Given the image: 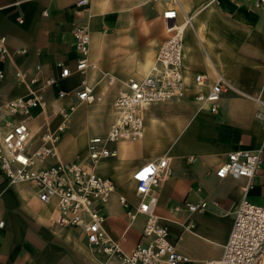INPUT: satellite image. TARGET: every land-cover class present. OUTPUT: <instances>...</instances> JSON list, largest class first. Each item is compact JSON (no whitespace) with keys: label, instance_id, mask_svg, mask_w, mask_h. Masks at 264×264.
Masks as SVG:
<instances>
[{"label":"crops","instance_id":"crops-1","mask_svg":"<svg viewBox=\"0 0 264 264\" xmlns=\"http://www.w3.org/2000/svg\"><path fill=\"white\" fill-rule=\"evenodd\" d=\"M134 1L88 0L85 6L76 7L77 0H0V34L6 35L9 48L8 56L0 62L5 73L0 79V137L5 120L23 119L34 135L33 147L38 146L43 127L55 128L60 122L56 108L74 101L70 95L59 98L57 92H70L84 81L95 87L101 100L82 103L70 114L71 125L67 122L68 128L60 133L57 152L62 161L87 164L89 138L104 135L114 118L113 101L120 80L144 76L167 35L161 16L163 1L137 0L140 5ZM179 2L177 21L183 23L190 16L182 41L185 95L148 105L142 137L118 141L117 156L97 161L96 171L113 181L124 168L122 174L130 182L114 183L115 191L102 209L108 234L128 252L143 241L140 235L146 219L139 214L130 221L126 214V209H133L138 202L131 172L144 161L167 155L171 173L155 188L156 213L168 225L177 250L188 258L180 264H205L220 258L248 182V200L264 205V124L256 117L257 103L252 97L226 93L212 113L207 105L197 103L195 95L206 92L220 72L243 92L264 98V8L257 7L254 0ZM140 16L141 26L149 19L165 30L156 49L155 37L146 47L142 44L135 26ZM76 24L89 27V60L93 65L84 73L60 78L57 61L74 67L72 29ZM19 48L25 52H16ZM150 50L153 54H148ZM37 64L40 78L56 79L44 92V109L34 107L29 115L9 113L6 102L26 92L24 86L16 84L14 71L19 68L32 74ZM104 73L114 75L116 81L108 84ZM196 74L205 76L204 84L195 82ZM66 81L71 84L64 85ZM102 120L103 129L90 133L89 126L96 128ZM172 131L174 136H165ZM79 136L81 145L74 153ZM238 149L260 150L262 161L252 178L217 177L218 165L227 153ZM120 195L127 199V206L120 203ZM186 201L206 204L190 210ZM56 214L54 200L42 203L32 183H11L0 170V264H119L116 256L91 248L78 227L55 224Z\"/></svg>","mask_w":264,"mask_h":264},{"label":"built area","instance_id":"built-area-1","mask_svg":"<svg viewBox=\"0 0 264 264\" xmlns=\"http://www.w3.org/2000/svg\"><path fill=\"white\" fill-rule=\"evenodd\" d=\"M163 1L162 19L167 27V35L158 46L155 59L149 71L142 77L129 76L120 80V88L113 101L114 118L104 135L89 138L87 164L62 161L57 152L62 125H67L70 114L82 103L101 100L93 85L84 81L80 86L67 92L59 90V98L70 95L74 101L67 107L58 106L56 113L60 122L55 128L48 124L40 134V144L33 147V133L27 123L5 120L4 132L0 137V170L11 183L30 182L42 203L55 201L56 217L54 223L59 226L78 227L91 248L116 256L119 264H180L188 258L179 252L169 234L167 224L161 222L156 213L157 197L155 188L170 173L169 157L162 155L137 165L131 172L137 205L126 209L130 221L137 215H145L141 238L134 247L126 252L119 240L111 237L106 228V216L103 206L115 191L114 182L96 171V162L117 156V147L112 146L121 140L135 141L144 131V110L153 103L166 102L185 95V79L182 72L183 29L177 21L181 4L179 0ZM257 7L264 8V0H254ZM88 0H77L76 7L85 6ZM19 22L21 17L17 18ZM75 63L74 67L57 61L59 77L65 78L74 72L84 73L93 64L89 60L90 31L87 24H76L72 29ZM24 53V48L16 49ZM9 54L7 37L0 34V62ZM41 67L35 66V72L17 68L14 71L15 82L25 87L23 95L8 100L5 104L11 114L29 115L34 107H45L44 92L56 82L55 78H40ZM5 76L0 68V79ZM108 84L116 81L114 75L104 73ZM205 76L195 75L198 85L204 84ZM254 98L257 103L256 117L264 124V98L262 94L252 95L243 92L232 84L220 72L206 92L199 91L195 100L200 106L207 105L215 113L220 98L226 93ZM66 123V124H64ZM260 150L238 149L227 153L226 158L215 170L219 178L246 177L250 180L261 163ZM145 169L150 171L145 173ZM144 173L145 178L141 179ZM250 182L243 187V196L235 209L234 220L229 235L223 244L222 254L217 260L205 264H261L264 260V205L256 204L247 198ZM119 201L127 206V199L120 195ZM205 202L185 205L190 210L202 209ZM3 222L0 221V226Z\"/></svg>","mask_w":264,"mask_h":264},{"label":"rangeland","instance_id":"rangeland-1","mask_svg":"<svg viewBox=\"0 0 264 264\" xmlns=\"http://www.w3.org/2000/svg\"><path fill=\"white\" fill-rule=\"evenodd\" d=\"M140 20H143V17L142 16H140L139 17V19H136L135 20V26L137 27V29L139 30V32H140V36L143 38V42H142V44L144 45V47H146L145 46V44L148 42V41H150V39L151 38H154L155 37V39H153L154 40V42H157V43H155L156 45H155V49L157 48V44H158V42L164 37V35H165V30H164V28H162L161 30L157 27V24L155 23V21L154 20H149V19H145V21H146V23L144 24V26H141L140 25V23H139V21ZM152 40V39H151ZM149 53H152L153 54V51L152 50H150L149 52H148V54ZM64 85H69V84H71L70 82H64L63 83ZM153 110H157L158 112H159V110H160V108H152ZM77 114H79L78 113V111L76 112V113H74V116L75 115H77ZM149 114V112H147V113H145V118L147 117V115ZM84 115V114H83ZM84 117V116H83ZM70 118V117H69ZM69 120V119H68ZM146 120H147V118L145 119V122H146ZM105 124V122L102 120V122H100V121H98L97 122V125H96V128H93L92 126H89V132L91 133H93V132H97V131H101L102 129H103V125ZM71 125V123L70 122H68V126H70ZM81 125V124H80ZM79 127H81V126H79ZM68 127H66V129H67ZM165 136L166 137H171V136H174V131H172V132H167V133H165ZM80 138H82L81 136H79V137H77V143H75V151H74V153H78V151H79V149L77 148L78 146H80L81 145V143H80ZM161 146H162V144H160ZM112 146H114V147H117L118 148V142L116 143V144H112ZM159 146V145H158ZM156 148H158V147H156ZM146 152L147 153H149V150H148V148H146ZM152 154H154V153H152ZM151 155V154H150ZM113 157H115V156H113ZM109 159H113V158H109ZM74 160H76V159H74ZM104 163V161H102V164ZM105 164V163H104ZM126 167V166H125ZM124 169V168H123ZM123 169L122 170H119L118 172H117V176H116V179H113V182L115 183V184H118V183H124V184H126V185H128L130 182H129V180L126 178V176L124 177V171H123ZM123 173V174H122ZM130 185V184H129Z\"/></svg>","mask_w":264,"mask_h":264},{"label":"bare ground","instance_id":"bare-ground-1","mask_svg":"<svg viewBox=\"0 0 264 264\" xmlns=\"http://www.w3.org/2000/svg\"><path fill=\"white\" fill-rule=\"evenodd\" d=\"M134 2H135L134 4L138 3V5H140V3H139L137 0H135ZM189 20H190V16H189V17H186V18H185V21H184L183 23H182V22L180 23V24H181L180 26H181V28L183 29V31H184L185 28L190 24V21H189ZM165 27H166V26H165ZM166 30H167V27H166ZM152 61H153V59L151 58V59H150V62L152 63ZM75 109H76V108H75ZM75 109H74V110H75ZM144 123H145V122H144ZM64 124H66V123H64ZM66 127H67V125H62L60 133H61ZM122 143L125 144L126 142L123 141ZM56 148H57V146H56ZM98 161H99V160H98ZM13 183H15V182H13Z\"/></svg>","mask_w":264,"mask_h":264},{"label":"snow or ice","instance_id":"snow-or-ice-1","mask_svg":"<svg viewBox=\"0 0 264 264\" xmlns=\"http://www.w3.org/2000/svg\"><path fill=\"white\" fill-rule=\"evenodd\" d=\"M144 171H145V173H146V172L150 171V169H145ZM140 178H141V179L145 178L144 173L141 174V177H140Z\"/></svg>","mask_w":264,"mask_h":264}]
</instances>
